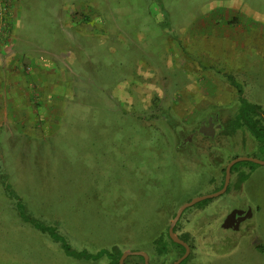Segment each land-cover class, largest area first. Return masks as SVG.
I'll return each mask as SVG.
<instances>
[{"label": "rangeland", "instance_id": "1", "mask_svg": "<svg viewBox=\"0 0 264 264\" xmlns=\"http://www.w3.org/2000/svg\"><path fill=\"white\" fill-rule=\"evenodd\" d=\"M18 16L14 46L41 59L27 67L53 118L12 142L0 129V264H107L113 247L177 260L179 207L218 191L232 159L264 160L253 133L219 126L240 98L264 113V0H19ZM215 114L218 129L199 133ZM245 207L247 235L225 231ZM173 232L189 247L180 264H264V166L237 163Z\"/></svg>", "mask_w": 264, "mask_h": 264}, {"label": "crops", "instance_id": "2", "mask_svg": "<svg viewBox=\"0 0 264 264\" xmlns=\"http://www.w3.org/2000/svg\"><path fill=\"white\" fill-rule=\"evenodd\" d=\"M0 6H5L0 13V129L7 130L10 135L7 140L12 142L13 130L32 133L42 131L43 126H49L53 110L44 104L41 96L42 88L38 84L41 72L30 74V68L27 67L31 64L35 70H41V59L28 57L21 48H15L13 43V29L19 19V0H0ZM215 115L218 117V114ZM241 214L234 211L225 220L228 222L231 217ZM245 216L250 218L249 222L252 218L249 208Z\"/></svg>", "mask_w": 264, "mask_h": 264}, {"label": "trees", "instance_id": "3", "mask_svg": "<svg viewBox=\"0 0 264 264\" xmlns=\"http://www.w3.org/2000/svg\"><path fill=\"white\" fill-rule=\"evenodd\" d=\"M242 128H245L249 130L251 133H253L255 139L258 140V142H264V113L262 112L260 106L248 104L242 98H240V106L238 107L236 113L232 117H227L225 120L222 121L220 133L225 136H232ZM236 164H234L231 167L230 173L234 170ZM224 171L225 170L223 169V177H224ZM223 181L219 189L222 187ZM239 181L241 182V179ZM236 188H238V185ZM18 212L20 217L25 221L31 223L34 226V228L40 230L42 233L47 234L54 241L59 242L66 255L68 256L74 255V253L70 250L68 245L64 242L63 238L57 234L55 229L41 226L38 223L36 224L35 222L30 221L25 217H23L22 212L20 211ZM167 237H168V233H167ZM181 240L185 242L184 239ZM168 241L172 246L179 248L182 253L184 252V249L181 246L173 243L170 239ZM154 252L155 255L157 256L163 257L167 255L168 246L161 238H158L155 241ZM104 254L106 256L107 264H118V260L122 253L116 247H113L110 251L106 250ZM100 256L101 255L97 254L95 256V259L96 260L99 259ZM82 257L83 256H81V258ZM124 264H143V258L139 256L128 257L125 260Z\"/></svg>", "mask_w": 264, "mask_h": 264}, {"label": "water", "instance_id": "4", "mask_svg": "<svg viewBox=\"0 0 264 264\" xmlns=\"http://www.w3.org/2000/svg\"><path fill=\"white\" fill-rule=\"evenodd\" d=\"M240 162H250V163H254V164H257V165H261V166H264V160L263 161H260V160H256L254 158H243V157H240V158H234L232 159L225 167V171H224V181H223V185L222 187L210 194V195H207V196H202V197H197V198H194L193 200L189 201L188 203L182 205L181 207H179V209L176 211L174 217H173V220L168 228V237L169 239L181 246L183 249H184V253L181 257H179L177 260H175L174 262L170 263V264H180L189 254V247L188 245H186L185 242H183L182 240L178 239L175 235H174V232H173V229H174V226L176 224V222L178 221V219L180 218L182 212L188 208V207H191L195 204H197L198 202H201V201H204V200H207V199H211V198H215V197H219L220 195L224 194L227 187H228V184H229V176H230V169L231 167L236 164V163H240ZM225 223L227 222V220L224 221ZM225 223H223L222 227L225 228ZM129 256H139V257H142L143 258V264H148V260H147V257L146 255L143 253V252H123L118 260V264H124L125 260L129 257Z\"/></svg>", "mask_w": 264, "mask_h": 264}, {"label": "flooded vegetation", "instance_id": "5", "mask_svg": "<svg viewBox=\"0 0 264 264\" xmlns=\"http://www.w3.org/2000/svg\"><path fill=\"white\" fill-rule=\"evenodd\" d=\"M210 121V122H209ZM218 121L217 116H209L207 117L206 120L201 121L198 125V132L199 133H203L206 136H209L210 134L213 133L212 128H214V130H217V126L218 124L216 123ZM220 129H221V125ZM248 210V208L243 211V209H239V208H233L230 211H228V213L224 216V218L222 220H225L226 217L229 216V214L231 212H242V214L240 216H236L235 218L231 217L230 220H228V227L229 229L225 230V231H231L232 233H246L249 229V225H248V220L250 218H246L245 214L246 211ZM222 222V221H221ZM226 242H231L230 239H226Z\"/></svg>", "mask_w": 264, "mask_h": 264}, {"label": "built area", "instance_id": "6", "mask_svg": "<svg viewBox=\"0 0 264 264\" xmlns=\"http://www.w3.org/2000/svg\"><path fill=\"white\" fill-rule=\"evenodd\" d=\"M1 8V7H0ZM3 8V7H2Z\"/></svg>", "mask_w": 264, "mask_h": 264}]
</instances>
